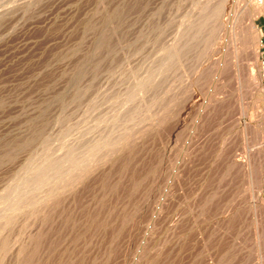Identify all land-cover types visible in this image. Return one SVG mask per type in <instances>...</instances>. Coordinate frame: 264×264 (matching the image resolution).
Wrapping results in <instances>:
<instances>
[{"label":"rangeland","instance_id":"rangeland-1","mask_svg":"<svg viewBox=\"0 0 264 264\" xmlns=\"http://www.w3.org/2000/svg\"><path fill=\"white\" fill-rule=\"evenodd\" d=\"M204 1L0 0V264H15L22 242L28 251L24 258L32 259L27 264H264L259 192L245 169L230 162L253 147L240 134L247 123L260 124L264 131V101L258 99L264 100V10L255 18L263 91L251 95L230 69L219 74L214 66L226 24L233 15L253 11L258 0H211L221 4L223 16L214 30L202 29L208 33L203 36L193 27L206 21ZM188 18L194 22L193 41L183 49L178 31L190 24ZM244 37L238 58L248 65L252 45L248 47V34ZM172 42L180 49L171 50L176 47ZM200 68L203 76L196 86ZM207 97L213 103L210 115L190 133ZM176 98L185 106L187 128L178 139L172 125ZM190 135L186 152L195 149L188 155L191 161L176 163L181 143ZM160 154H165L163 167ZM174 162L177 180L170 175ZM65 172L74 179H66L72 175ZM162 187L170 194L160 217ZM259 188L264 198V185Z\"/></svg>","mask_w":264,"mask_h":264},{"label":"bare ground","instance_id":"bare-ground-1","mask_svg":"<svg viewBox=\"0 0 264 264\" xmlns=\"http://www.w3.org/2000/svg\"><path fill=\"white\" fill-rule=\"evenodd\" d=\"M225 1V0H224ZM263 2H264V0H258V2H257V5L255 6V8H254V10L253 11H246V10H244L243 12V15H242V12L240 13V14H238V15H233V17H232V21L231 22H229L228 24H226L227 25V27H226V29H227V31L225 30L224 32H227V34L222 38V41L220 42V52H219V55L220 56H218L219 58L216 60V66H214L215 68L217 67V70L218 71H220V72H218L219 74L220 73H222L221 71L223 70V69H225L226 68V70H228V69H230V71H231V74H232V76L238 81V85H240V87H244V91H245V93H247V94H254L253 93V91H257V90H262L263 91V89L262 88H260V79H261V74L260 73H258V70H257V58H258V49H257V46L259 45V37H260V31L258 30V28H257V26H256V23H255V18L264 10V4H263ZM226 3V2H225ZM224 4V3H223ZM227 5H228V2L226 3ZM202 6V4L200 5V6H198V7H201ZM231 6V5H230ZM197 9V8H196ZM202 9H203V12L204 11H206V12H208L207 14H208V16H207V18H203V20L204 19H206V21H203L202 23V26H201V28H198V26H195L194 25V27L192 26L193 25V23H191L192 21H190V19H192V18H188V23H190L189 25H185V27H184V25H182V24H178L179 26H183L184 28H179L180 30L178 31L179 32V40H178V42H179V46H180V43H181V46L180 47H182L183 49L185 48V46H186V44H188L191 40H192V38L189 40V37H192V36H190V34L192 35V30H194L193 28H196V29H198V32L200 31L201 33H202V29L203 30H205L207 27L208 28H211V30H214L213 28H214V25L216 26V21H217V19L219 18V15L221 14L220 13V11H222L221 10V4L219 3V2H215L214 3V1H211V0H207L206 2L204 1L203 2V6H202ZM231 9V8H230ZM245 9V8H244ZM192 11V10H191ZM194 11V10H193ZM198 11V10H197ZM226 11V10H225ZM230 11V10H229ZM206 12L205 13H203V15L204 14H206ZM190 13V12H189ZM230 13V12H229ZM228 13V14H229ZM231 13H234V12H231ZM230 13V14H231ZM197 14V13H196ZM225 14V13H224ZM228 14H227V16H228ZM191 17L193 16V15H190ZM189 16V17H190ZM198 16V15H197ZM221 16H223V13L221 14ZM231 17V16H230ZM229 17V18H230ZM243 17H244V19H245V26H243V27H240V25H241V23L243 22L244 23V20H243ZM194 18H196V16H194ZM202 18V17H201ZM222 18V17H221ZM220 18V19H221ZM181 19V18H180ZM179 19V20H180ZM197 19V18H196ZM226 19V18H225ZM198 20V19H197ZM243 20V21H242ZM181 21H183V20H181ZM184 21H185V19H184ZM187 21V20H186ZM202 21V20H201ZM201 21H199L200 23H201ZM221 21V20H220ZM222 21H223V19H222ZM225 22V21H224ZM178 23V22H177ZM179 23H181V22H179ZM227 23V22H226ZM244 25V24H243ZM179 26H177V27H179ZM181 26V27H182ZM176 27V28H177ZM193 27V28H192ZM220 27V26H219ZM245 27V28H244ZM183 29V30H182ZM225 29V28H224ZM177 30V29H176ZM192 31V32H191ZM209 31V30H208ZM207 31V32H208ZM222 31H223V29H222ZM198 32H195V34L197 33V34H200V33H198ZM221 32V31H220ZM204 33V32H203ZM202 33V35L203 36H205L206 34H208V33H206L205 35ZM218 33V32H217ZM246 34V36L244 37V35ZM194 34V33H193ZM194 34V36L196 37L197 36V34L195 35ZM214 34H215V31H214ZM247 34H248V36H249V43H247L248 44V47H249V44H250V42H251V45L252 46H250V47H252V49L250 48V50L252 51V58H250V61L251 62H249L248 63V65H244V64H241V62H239V58H238V55L240 56V51H242L245 47H243V45L244 46H246V44L244 43L243 44V42H246V41H243L242 39H243V37L245 38V40H247ZM213 34L212 33H210V36H212ZM221 35V34H220ZM220 35H218V36H220ZM193 36V37H194ZM203 36H197L198 38L199 37H203ZM208 36V35H207ZM206 36V37H207ZM209 36V37H210ZM223 35H221V37H222ZM194 37V38H195ZM206 37H205V39H204V41L206 40ZM220 37V38H221ZM176 38V37H175ZM211 38V37H210ZM210 38H207V41L209 42L210 40H208V39H210ZM212 38H213V36H212ZM211 38V39H212ZM173 39V38H172ZM172 39H171V41H172ZM215 39V38H214ZM200 40V39H199ZM201 40H202V38H201ZM201 40H200V44L202 43L201 42ZM173 41H174V39H173ZM193 41V40H192ZM206 41V42H207ZM220 41V40H219ZM175 42H176V40H175ZM174 42V43H175ZM208 42H207V44H208ZM216 42V41H215ZM217 42H218V40H217ZM241 42H242V44L243 45H241ZM169 43V42H168ZM173 43V42H172ZM172 43H171V45H172ZM173 43V44H174ZM191 43V42H190ZM204 43V42H203ZM202 43V45L203 46H205V44H203ZM177 44L178 43H175V45H176V47L175 48H172L171 46V50L172 49H176L178 46H177ZM212 44V43H211ZM214 44V43H213ZM209 45V44H208ZM202 46V47H203ZM164 47V46H163ZM180 47H178L177 49H180ZM200 47V46H199ZM201 47V48H202ZM242 47V48H241ZM208 48V47H207ZM219 48V46L217 47V49ZM164 49V48H163ZM176 49V50H177ZM242 49V50H241ZM212 50V49H211ZM216 50V49H215ZM170 51V50H169ZM178 51H182V50H178ZM210 51V50H209ZM217 51H215V53L217 52ZM183 52V51H182ZM171 53V55H172V52H169V54ZM174 53V56H175V54H177V52H173ZM168 54V56H170ZM178 56H179V53L177 54ZM176 55V56H177ZM181 55V54H180ZM167 56V57H168ZM173 56V55H172ZM175 56V57H176ZM177 56V57H178ZM176 57V58H177ZM174 58V57H173ZM176 58H174V59H176ZM179 58V57H178ZM164 60V59H163ZM178 60V59H177ZM176 60V61H177ZM168 61H169V59H168ZM174 61V60H173ZM166 62H167V59H166ZM165 62V63H166ZM179 62V61H178ZM177 62V63H178ZM167 64V63H166ZM178 64H180V63H178ZM162 65H164V64H162ZM167 65H169V64H167ZM229 66V68H227ZM202 67H203V65H202ZM163 70V69H162ZM199 70V69H198ZM204 69L202 68H200V70L199 71H197L198 73L196 74L197 76H196V79H195V81H194V84L196 85V83L198 84L199 82V84H201V79H202V76H203V71ZM165 71V70H164ZM215 70H213V72H214ZM192 73H194V72H192ZM211 74H212V72H211ZM193 75V74H192ZM210 75V74H209ZM213 75H216V73L214 72V74ZM213 75H210V77L211 76H213ZM210 77H208V78H210ZM214 77V76H213ZM219 77V76H218ZM217 77V78H218ZM192 78H195V77H192ZM208 78H206V79H208ZM216 78V77H215ZM142 79H144V78H142ZM140 80V79H139ZM149 80V79H148ZM216 80V79H215ZM214 80V81H215ZM193 81V80H192ZM204 81H205V76H204ZM207 81V80H206ZM208 81H209V79H208ZM207 81V82H208ZM209 82H211V81H209ZM208 82V83H209ZM220 82V81H219ZM136 83V82H135ZM191 83V82H190ZM189 83V84H190ZM213 83V82H212ZM221 83V82H220ZM182 84V83H181ZM194 84H191L190 86L192 87ZM206 84V83H205ZM204 84V85H205ZM210 85H211V83H210ZM140 86V85H139ZM142 86V85H141ZM197 86V85H196ZM195 86V87H196ZM199 86V85H198ZM187 87V86H186ZM190 87V88H191ZM212 87V86H211ZM216 87V86H215ZM215 87H213V88H215ZM181 88H182V85H181ZM180 88V90H181V92L183 93V91H182V89ZM189 88V87H188ZM223 88V87H222ZM135 89V88H134ZM199 89V88H198ZM197 89V90H198ZM212 89V88H211ZM218 88L216 87V89L214 90V92L217 90ZM220 89H221V87H220ZM219 89V90H220ZM138 90H139V87H138ZM141 90H142V88H141ZM213 90V89H212ZM191 91L193 92L194 90L193 89H191ZM199 91H200V89H199ZM137 92H139V91H137ZM136 92V93H137ZM141 92V91H140ZM180 92V93H181ZM185 93H186V91H184ZM192 92H191V94H192ZM195 92V91H194ZM194 92H193V94H194ZM241 92H242V90H241ZM179 93V92H178ZM184 93V96L185 95H187L188 97H189V95L186 93L185 94ZM199 93V92H198ZM139 94V93H138ZM193 94H192V96L191 97H193ZM203 94V93H202ZM208 94V93H207ZM224 94V93H223ZM127 96H128V94H127ZM131 96V95H130ZM129 96V97H130ZM180 95H178V97H179ZM197 96H198V94H197ZM208 96V95H207ZM221 96V95H220ZM238 96H240V93L238 94ZM205 98H206V96H205ZM207 98H209V97H207ZM264 98V97H263ZM181 99H188L189 100V98H185V97H182ZM197 99V98H196ZM202 99H204V98H202ZM260 101H264L263 99H262V97L261 98H258ZM128 100V99H127ZM176 100H177V102L176 103H178V106H177V109H176V118H175V115L173 116L174 118H175V120H176V123H174V124H176V125H174V124H172L174 127L173 128H175V126H176V129H174V130H176L174 133H176V138L177 137H181L180 135H181V133L183 134V131L184 132H186V130H187V128H186V124L184 123L185 121H184V117H183V115H182V113H183V110H184V108L183 107H185V106H182V100L180 101V98H179V101H178V98H176ZM194 100V99H193ZM214 101H215V103H219L221 100H219L218 98L216 99V98H214L213 99ZM186 101V100H185ZM191 101V100H190ZM204 101V100H203ZM257 101V100H256ZM188 102V101H187ZM192 102V101H191ZM205 102V103H204ZM203 102V104L201 103L200 104V109H199V111H198V113H197V115L195 116L196 117V119H195V121H193L194 123H192V127H191V132L190 133H192V132H194L193 130H196V127L197 126H199L200 125V123L203 121V118H204V116H209L210 114H208V109H210V107H212L213 106V103H211L212 102V100H211V98H209V99H207V100H205ZM197 103V102H196ZM176 105V104H175ZM184 105V104H183ZM192 105V104H191ZM145 106H146V104H145ZM144 106V108H146ZM150 106V105H149ZM222 108H223V106H221ZM264 107V106H263ZM148 108V107H147ZM195 108V107H194ZM219 108H220V105H219ZM148 110V109H147ZM139 111V110H138ZM141 112L140 113H142V110H140ZM145 111V110H144ZM188 112V111H187ZM186 112V113H187ZM145 113V112H144ZM174 113V114H175ZM138 114V116L140 115L139 113H137ZM223 114V113H222ZM190 115V114H189ZM135 116V115H134ZM148 116H150V115H148ZM185 116H186V114H185ZM213 116V115H212ZM141 117V116H140ZM140 117H135V118H138V120H140L139 118ZM143 117V116H142ZM131 118H133V117H131ZM146 118V117H145ZM165 118H167V117H165ZM215 118V117H214ZM129 119H130V117H129ZM162 119H164V117L162 118ZM185 119H186V117H185ZM202 119V120H201ZM205 119V121H206V119L207 118H204ZM262 119V118H261ZM263 119H264V113H263ZM145 120V119H144ZM171 120H173V119H171ZM194 120V119H193ZM223 120V119H222ZM128 122H129V120H127ZM130 121H133V120H130ZM159 121H161L160 123L161 124H163V120H159ZM205 121H203V122H205ZM173 122V121H172ZM202 122V123H203ZM136 123V122H135ZM215 123V122H214ZM194 124V125H193ZM218 124V123H217ZM126 125H128L129 126V124L127 123ZM133 125V124H132ZM136 125H137V123H136ZM263 126V125H262ZM188 127H189V125H188ZM200 127V126H199ZM129 128V127H128ZM172 128V129H173ZM130 129V128H129ZM163 129V128H162ZM198 129V128H197ZM217 129V128H216ZM227 129V128H226ZM173 130V131H174ZM164 131V130H163ZM128 132V131H127ZM132 132V131H131ZM130 132V133H131ZM220 132V131H219ZM241 133L240 134H242L241 136H243V138H245V140H247L248 141V144L250 145H253V147L251 148V149H247V150H245V154L244 155H242V156H240V157H237V155H235V156H233V158L231 159V165H232V167H238L239 169H242V168H244L245 169V171H246V173H248L247 175H249V179H250V185H253L254 187H256V189L258 190V192H259V194H257L256 195V203H257V201L259 202V204H260V206L259 207H263L264 208V198H262V196H261V192H262V190L259 188L258 189V187L259 186H261V185H264V131H263V129H262V127L260 126V124H257L256 125V127H254V126H249V124L247 123L242 129H241V131H240ZM171 132H169V135H171L170 134ZM187 133V132H186ZM189 133V134H190ZM212 133V132H211ZM66 134H69V133H66ZM126 134V133H125ZM128 134V133H127ZM126 134V135H127ZM111 135V134H110ZM117 135V134H116ZM132 135V134H131ZM169 135H165L166 136V138H167V136H169ZM213 135V134H212ZM113 137H114V135H112ZM123 136V135H122ZM125 136V135H124ZM123 136V137H124ZM129 136H130V134H129ZM133 136V135H132ZM131 136V137H132ZM183 137H184V134L182 135ZM211 136V135H210ZM65 137H66V135H65ZM106 137V136H105ZM104 137V138H105ZM118 137V136H117ZM170 137V136H169ZM168 137V138H169ZM173 137V136H172ZM175 137H173L174 139H175ZM165 138V137H164ZM163 138V139H164ZM165 138V139H166ZM167 138V139H168ZM172 138V139H173ZM210 138V137H209ZM66 139H67V137H66ZM114 139H115V137H114ZM114 139H113V142H114ZM117 139V138H116ZM119 139V138H118ZM166 139V141H168ZM173 139V143L174 144H176L174 141H176V139L174 140ZM178 139V138H177ZM190 139H191V135L190 136H185V138H184V140H183V145H182V143L181 142H179V143H181V149H179V154L177 155V159H176V163H179V162H181V161H184V163L185 164H189L190 163V161H191V155H190V157L188 156L189 155V153H190V151H192L193 149H191L189 152H186V147L188 146L187 144L189 143V141H190ZM67 140H70V139H67ZM105 140V139H104ZM106 140H108V138H106ZM170 140V139H169ZM162 141V140H161ZM165 141V142H166ZM172 141V140H171ZM181 141V140H180ZM164 142V141H163ZM177 142V141H176ZM202 142V141H201ZM200 142V143H201ZM66 143V142H65ZM64 143V144H65ZM93 144H95L96 142H92ZM116 143V142H115ZM122 143V142H121ZM167 143H169V142H167ZM91 144V143H90ZM89 144V145H90ZM114 143H112V145H113ZM161 144H163L164 145V143H161ZM63 145V144H62ZM65 145H67V144H65ZM99 144H97V146H98ZM103 144H101V146H102ZM109 145H111V143L109 144ZM170 145H171V143H170ZM201 145V144H200ZM200 145H199V147H200ZM68 146V145H67ZM87 146V145H86ZM114 146V145H113ZM202 147H203V145H201ZM66 147V146H65ZM69 147V146H68ZM73 147V146H72ZM90 147V146H89ZM105 147V146H104ZM118 147H120V146H118ZM197 147V146H196ZM249 147V146H248ZM67 148V147H66ZM91 148H93V147H91ZM95 148V147H94ZM93 148V149H94ZM97 148V147H96ZM116 148H117V146H116ZM163 148V147H162ZM166 148V147H165ZM174 148H176V147H174ZM174 148H172L173 150H174ZM201 148V147H200ZM71 150H73L72 148H70ZM113 149V148H112ZM177 149V148H176ZM175 149V150H176ZM203 149V148H202ZM77 150V149H76ZM82 150V149H81ZM97 150H99L98 148H97ZM105 150V149H104ZM103 150V151H104ZM116 150V149H115ZM168 150V149H167ZM195 150V149H194ZM193 150V151H194ZM198 150H199V148H198ZM74 151H75V149H74ZM96 151V150H95ZM107 151V150H106ZM164 151H166L165 149L163 150V152ZM192 151V152H193ZM65 152V151H64ZM69 152V151H68ZM67 152V153H68ZM78 152H79V150H78ZM97 152V151H96ZM102 152V151H101ZM109 152V151H108ZM112 152V151H111ZM114 152V151H113ZM121 152V151H120ZM166 152H168V151H166ZM70 153V152H69ZM81 153V152H80ZM90 153V152H89ZM99 153V152H98ZM161 153V152H160ZM170 153V152H169ZM71 154V153H70ZM69 154V155H70ZM76 155L74 156L75 158V160H77V158H78V160H80L79 158L80 157H76L77 156V153H75ZM79 154V153H78ZM84 154H85V152H84ZM112 154V153H111ZM66 155H68V154H66ZM89 155V154H88ZM107 155H109V154H107ZM70 156H72V155H70ZM104 156V154L102 155V157ZM160 156H161V154H160ZM164 156H165V154L164 155H162L161 157H162V159L160 160L161 161V166H162V162H163V160H164ZM196 156V155H195ZM97 157V156H96ZM95 157V159H97ZM100 157V156H99ZM166 157L169 159V157L166 155ZM228 157V156H227ZM92 158V157H91ZM166 158V159H167ZM62 159V158H61ZM71 159V158H70ZM74 159H73V156H72V159H71V161H70V163H72V161H74ZM86 159H87V157H86ZM165 159V160H166ZM64 160H66V159H64ZM68 160V161H67ZM67 162L69 163V158H67ZM82 160V159H81ZM62 161V160H61ZM65 161V163H67ZM63 162V164H64V161H62ZM78 162V161H77ZM82 161H79L78 163L80 164ZM83 162H84V158H83ZM94 162V161H93ZM92 162V163H93ZM167 162H168V160H167ZM166 162V163H167ZM174 162V166L170 169V171H171V177L173 178V179H175V180H177V179H180V175H179V170H178V164H176ZM69 163V166L71 165ZM75 164H76V161L74 162ZM62 164V165H63ZM73 164V163H72ZM78 164V165H79ZM82 164V163H81ZM87 164H89V162L87 163ZM165 164V163H164ZM168 164V163H167ZM166 164V165H167ZM64 165H66V164H64ZM84 165H86V164H84ZM52 166V165H51ZM50 166V167H51ZM67 166V165H66ZM73 166H75V165H73ZM72 165H71V167H72V169H74V167H73ZM77 166V165H76ZM159 166V165H158ZM165 166V165H164ZM56 167V166H55ZM60 167V166H59ZM68 167V166H67ZM78 167V166H77ZM76 167V168H77ZM81 167V166H80ZM163 167V166H162ZM48 168V167H47ZM63 168H66L65 166H63ZM70 168V167H69ZM79 168V167H78ZM83 168V167H82ZM88 168V167H87ZM86 168V169H87ZM165 168V167H164ZM51 169V168H50ZM54 169V168H53ZM59 169V168H58ZM72 169L70 168V170L72 171ZM89 169V168H88ZM57 170V169H56ZM66 170H68V168H66ZM65 170V171H66ZM160 170H162L161 171V175H163L162 174V172H163V169H160ZM49 171V170H48ZM51 171V170H50ZM49 171V172H50ZM52 171H54V170H52ZM64 171V170H63ZM74 171H76V169L75 170H73L72 172L74 173ZM87 171H89V170H87ZM165 171H166V173L168 172L167 171V169L165 168ZM165 171H164V173H165ZM45 172H47V170L45 171ZM48 172V173H49ZM67 172V171H66ZM65 172V173H66ZM86 172V171H85ZM60 173H61V171H60ZM62 173H64V172H62ZM70 173V172H69ZM69 173H66V174H68V176H70V175H72L71 173L69 174ZM76 173V172H75ZM81 173V172H80ZM65 174V175H66ZM168 175H169V173H167ZM65 175H64V177H65ZM79 175V174H78ZM167 175V176H168ZM44 176V175H43ZM53 176H54V174H53ZM67 176V175H66ZM77 176V175H76ZM63 177V176H62ZM61 177V178H62ZM73 177V178H72ZM72 177L70 176V177H66V179L67 178H70V179H74V175H72ZM39 179H40V177H39ZM65 179V178H64ZM66 179H65V181H66ZM79 179H81V178H79ZM165 179V178H164ZM172 179V180H173ZM37 180H38V178H37ZM47 180V179H46ZM69 180V179H68ZM172 180H170L169 179V181H172ZM48 181H49V179H48ZM71 181V180H70ZM69 181V182H70ZM75 181V180H74ZM165 181V180H164ZM41 182V181H40ZM50 182V181H49ZM61 182H62V180H61ZM67 182V181H66ZM73 182V181H72ZM59 183H60V179H59ZM75 183V182H74ZM166 183V182H165ZM164 183V184H165ZM168 183V182H167ZM55 184H57V183H55ZM163 184V185H164ZM166 185H168V184H166ZM59 186V185H58ZM57 186V187H58ZM71 186V185H70ZM169 186V185H168ZM167 186V187H168ZM34 187V186H33ZM39 187V186H38ZM51 187V186H50ZM50 187H49V189H50ZM55 187V186H54ZM60 187L62 188V185L60 184ZM164 187V186H163ZM162 187V188H163ZM170 187V186H169ZM251 187V186H250ZM249 187V188H250ZM43 188V187H42ZM53 188V187H52ZM33 189V188H32ZM36 189V188H35ZM48 189V188H47ZM168 189V191H169V188H167ZM167 189H164L163 188V192H162V195H160V197H161V199H159V202H160V200H161V203L159 204V206H158V215L160 216V215H162L163 213H164V211L166 210L167 211V209H166V207H165V205L163 206L162 204H163V202L166 200V202H167V200L168 199H166L168 196H169V194L170 193H168V191H166ZM45 190V189H44ZM48 191V190H47ZM36 192V191H35ZM52 192V191H51ZM59 192V191H58ZM42 193V192H41ZM48 193H50V192H48ZM57 193V192H56ZM45 195V194H44ZM44 195H43V197H44ZM42 196V195H41ZM55 196V195H54ZM5 197V196H4ZM3 199V198H2ZM39 199V198H38ZM12 200V199H11ZM16 200V199H15ZM15 200H13L12 201V203L15 201ZM36 200V199H35ZM33 201V200H32ZM31 201V202H32ZM255 201V200H254ZM18 202V201H17ZM20 202H22V201H20ZM19 202V203H20ZM9 203H10V201H9ZM8 203V204H9ZM25 203H27V202H25ZM30 203V202H29ZM8 204H6L7 206H8ZM21 204V203H20ZM13 205H14V203H13ZM258 205V204H257ZM26 206H27V204H26ZM167 206H169V205H167ZM19 207V206H18ZM21 207V206H20ZM164 207H165V210H164ZM187 207H189V209H190V206H188L187 205ZM11 208V207H10ZM192 208H194V207H192ZM262 208V209H263ZM7 209H8V207H7ZM14 209V208H13ZM12 208H11V210H13ZM170 209V208H169ZM188 209V208H187ZM31 210V209H30ZM171 210V209H170ZM170 210H169V212H170ZM264 210V209H263ZM33 211V210H32ZM165 211V212H166ZM194 211V210H193ZM30 212V211H29ZM38 212V211H37ZM37 212H36V214H37ZM40 212V211H39ZM189 212H192L191 211V209L189 210ZM188 213V212H187ZM35 214V215H36ZM39 214V213H38ZM44 214V213H43ZM193 214H195V213H193ZM165 215H167L166 213H165ZM169 215V214H168ZM196 215H197V213H196ZM164 216V215H163ZM162 216V217H163ZM171 216V215H170ZM173 216V215H172ZM195 216V215H194ZM34 217V216H33ZM43 217V216H42ZM161 217V216H160ZM36 218H37V216H36ZM35 218V219H36ZM39 219V218H38ZM188 219H191V216L189 217L188 216ZM193 220V219H192ZM34 221V220H33ZM37 222V221H36ZM40 223H42V221L40 222ZM37 224H38V222H37ZM165 224V223H164ZM164 224H162V225H164ZM177 225V224H176ZM31 226H32V224H31ZM30 225H29V227H31ZM34 226V225H33ZM189 226H190V224H189ZM21 228V227H20ZM34 228V227H33ZM40 228V227H39ZM170 228V227H169ZM38 229V228H37ZM176 229V228H175ZM189 229V228H188ZM21 230V229H20ZM163 230V229H162ZM38 231V230H37ZM36 231V232H37ZM41 231V230H40ZM170 231V230H169ZM21 232V231H20ZM39 232V231H38ZM37 232V233H38ZM167 232V231H166ZM19 233V232H18ZM32 233V232H31ZM43 233V232H42ZM41 233V234H42ZM28 234V233H27ZM34 234V233H33ZM17 235V234H16ZM16 235H15V238H16ZM165 235V234H164ZM25 237V235H22V239ZM27 237V236H26ZM41 237V236H40ZM39 237V238H40ZM20 238H21V236H20ZM20 238H18V239H20ZM29 239L31 238L30 236L28 237ZM36 238H38V237H36ZM17 239V240H18ZM31 239H33V240H31ZM30 240L31 241H34V237H32ZM41 239V238H40ZM17 240H15V241H17ZM30 240L29 241H27L28 243L30 242ZM165 240H166V238H165ZM168 240H170V239H168ZM201 240V239H200ZM37 241H39V240H37ZM167 241V240H166ZM171 241V240H170ZM40 242H42V240L40 241ZM163 242H164V240H163ZM17 243H19V242H17ZM23 243V242H22ZM21 243V245H18V248H17V254H16V258H15V261H14V263L15 264H25V262L26 261H28L29 259L28 258H26V259H28V260H26L24 257H26V253L28 252H26L25 250H23L24 249V246H23V244ZM27 243V245H29ZM31 243H34V242H31ZM167 243H169V242H167ZM205 243V242H204ZM14 244H16V243H14ZM20 244V243H19ZM37 244V243H36ZM165 244H166V242H165ZM33 244H30V246H32ZM162 245H163V243H162ZM171 245V244H170ZM169 245V246H170ZM14 246V245H13ZM21 246V247H20ZM29 246V247H30ZM34 246V245H33ZM32 246V247H33ZM39 246V245H38ZM41 246V245H40ZM23 247V248H22ZM22 248V249H21ZM31 248V247H30ZM170 248V247H169ZM26 249V248H25ZM37 249V248H36ZM38 249H40V248H38ZM163 249V248H162ZM28 250V249H27ZM34 250H35V248H34ZM41 250V249H40ZM161 250V249H160ZM15 251V250H14ZM23 251V252H22ZM25 251V252H24ZM42 251V250H41ZM32 252H33V250H32ZM37 252H38V250H37ZM43 252V251H42ZM34 253V252H33ZM36 253V252H35ZM43 253H45V252H43ZM23 254H25V255H23ZM28 254V253H27ZM38 254V253H37ZM48 254V253H47ZM163 254V253H162ZM29 255H30V253H29ZM223 256V255H222ZM29 257V256H28ZM14 258V257H13ZM32 258H34V257H32ZM40 258V257H39ZM205 258V257H204ZM31 259V258H30ZM43 259V258H42ZM41 259V260H42ZM46 259V258H45ZM214 259V258H213ZM26 260V261H25ZM32 260V259H31ZM31 260H29V261H31ZM40 260V259H39ZM209 260H211V258L209 259ZM43 261V260H42ZM45 261V260H44ZM213 262H214V260H212ZM216 261V260H215ZM38 262V261H37ZM212 262V263H213ZM217 262V261H216ZM215 262V263H216ZM228 262V261H227ZM35 263H36V260H35ZM42 263V262H41ZM40 263V264H41ZM195 263V262H194ZM200 263V262H199ZM222 263V262H221ZM249 263V262H248ZM26 264H27V262H26ZM29 264H31V262L29 263ZM45 264V263H44ZM188 264V263H187ZM214 264V263H213ZM218 264H220V263H218Z\"/></svg>","mask_w":264,"mask_h":264},{"label":"crops","instance_id":"crops-1","mask_svg":"<svg viewBox=\"0 0 264 264\" xmlns=\"http://www.w3.org/2000/svg\"><path fill=\"white\" fill-rule=\"evenodd\" d=\"M263 40H264V28H263Z\"/></svg>","mask_w":264,"mask_h":264},{"label":"built area","instance_id":"built-area-1","mask_svg":"<svg viewBox=\"0 0 264 264\" xmlns=\"http://www.w3.org/2000/svg\"><path fill=\"white\" fill-rule=\"evenodd\" d=\"M263 193H264V189H263Z\"/></svg>","mask_w":264,"mask_h":264}]
</instances>
